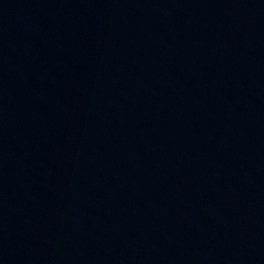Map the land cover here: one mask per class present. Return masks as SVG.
Instances as JSON below:
<instances>
[{
  "label": "water",
  "instance_id": "obj_1",
  "mask_svg": "<svg viewBox=\"0 0 264 264\" xmlns=\"http://www.w3.org/2000/svg\"><path fill=\"white\" fill-rule=\"evenodd\" d=\"M0 264H264V0H0Z\"/></svg>",
  "mask_w": 264,
  "mask_h": 264
}]
</instances>
